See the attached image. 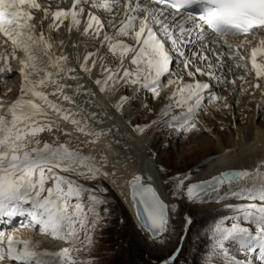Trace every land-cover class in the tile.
<instances>
[{
  "label": "snow or ice",
  "instance_id": "1",
  "mask_svg": "<svg viewBox=\"0 0 264 264\" xmlns=\"http://www.w3.org/2000/svg\"><path fill=\"white\" fill-rule=\"evenodd\" d=\"M197 6L201 10L198 19L211 30V35L223 40L229 51L216 53L215 49H210L218 62L213 64L208 56L192 50L199 60L207 61L208 69L195 67L193 72L190 67L193 66L192 60L186 55L185 48L192 43L188 23L197 19L189 10ZM90 9H102L110 18L107 22L102 21ZM85 14L82 34L100 40L101 47L108 48L113 56L118 55L120 59V65L112 69L104 65L103 57H99L104 79H95L94 83L100 92L108 88L109 82L114 87L123 81L129 85L139 83L142 88H150L154 95L159 96L161 78L170 73L174 63L172 53H175L187 75L193 78L199 74L220 84L235 85L237 79L247 82V75L254 73L256 83L251 87L261 90L264 96L261 84L264 81V37L259 39L258 46L251 48L249 56L240 51L251 44L252 41L248 39L250 35L255 38L264 33V0H72L71 8L57 6L55 11H52L50 4L45 6L40 0H0V37L4 38V43L11 44V52L0 54V60L5 62V67L0 69V83L6 82L3 73L11 70L8 61L15 59L17 52L22 54L20 97L10 104L0 99V217H7L11 221L26 215L30 218L29 222L22 226H38L42 234L71 245L57 252H41L38 251V243L27 239L17 240L12 236L5 238V234L0 231V264L5 260L15 261L16 264H77L71 253L80 250L76 248L80 232L84 233V242L90 248L93 243L91 233L105 218L98 211V206L107 201L95 195V189H87L60 173H75L88 179L107 178L109 173H102L95 166L94 157L83 155L79 149H72L69 143L56 140L42 143L39 139L41 133L59 131V124L50 117V112L59 120L73 125L83 135H95L97 138L103 135L102 132L87 131L89 124L76 118L80 115L79 105L77 110H73L50 99L58 96L62 101L74 104L73 97L65 92L66 88L72 86L63 81L79 80L80 77L72 75L77 69L68 65L69 58L62 51L65 46L59 45L61 51L53 50L57 46L45 35L44 21L48 20L47 31L58 32L65 21L69 22V32L73 29L81 31V18ZM106 28L113 29L111 35L105 31ZM210 34L202 32L197 39L207 41ZM228 36H243L245 39L235 45L233 50V45L225 39ZM119 37H127L134 44L119 40ZM165 41L170 43L171 48H166ZM211 42L217 43V40ZM95 56L97 53L88 52L82 61H78L79 70L89 78L97 67V60L93 58ZM129 56L130 64L136 66L134 72L124 68V60ZM225 57L233 60L238 57L234 66L243 68L245 75L228 81L222 72L217 73V68L223 69ZM34 76L37 77L35 80L32 79ZM180 80L182 77L170 83L178 85ZM49 85L53 86V90L43 91ZM210 87L209 83L200 81L178 86L169 98L175 100V105H167L162 115L169 116L174 106L185 111L179 116L172 115L170 126L184 130H187L185 125L195 127L191 122L204 99L202 93ZM73 93L95 95L84 84H77ZM177 96L179 99H175ZM127 99L126 96L120 98V102L115 105L117 111L122 109ZM209 99L215 101L221 97L210 94ZM91 115L94 119L96 114ZM135 130L142 132L144 129L136 126ZM64 135L70 136L71 133L65 131ZM188 179H191L190 175L173 178L174 194L185 189V180ZM49 181L51 186L46 187ZM225 185L230 192L261 203L237 209L239 215L233 218L236 222L231 227H222L221 224L215 226L217 254L229 257L226 245L235 243L246 252L258 253L260 264H264V162L252 170H228L211 180L188 185L187 197L189 201L196 202L200 200L201 193L208 190L217 192ZM127 186L132 201L137 204L138 217L142 207L143 223L153 237L166 232L167 205L155 189L145 185L139 174L127 181ZM85 193H88L87 204L84 202ZM73 199L75 203H72ZM24 205L30 207L25 209ZM241 219L252 225L254 231L253 228L241 226ZM186 220L191 223L190 219ZM176 255L174 253L169 257L165 264H174ZM228 264L250 262L230 258Z\"/></svg>",
  "mask_w": 264,
  "mask_h": 264
},
{
  "label": "bare ground",
  "instance_id": "2",
  "mask_svg": "<svg viewBox=\"0 0 264 264\" xmlns=\"http://www.w3.org/2000/svg\"><path fill=\"white\" fill-rule=\"evenodd\" d=\"M67 1L70 2V0H40L41 3L45 4V6L50 4L52 7V11H55L57 9V6L62 8ZM109 18H110L109 14L107 13L106 20H108ZM119 18L120 17H118L117 20H119ZM81 19H82L81 31H77L73 29L71 32H69L67 28L69 23L68 21H65V24L60 27L58 32L47 31L48 20L44 21L45 35L50 37L53 44L57 46L53 50L61 51L59 45L63 44L65 47L62 49V51L63 54L67 55L69 58L68 65L75 67L77 69V72L72 73V75H78L80 77L79 80L63 81L64 83H67L68 85L72 86L66 88L65 92L66 94L73 97L75 101L74 104H68L67 102L62 101L58 96L50 97V99H52L58 104H63V106L66 108H71L73 110H77V105H79L80 115L77 116L76 118L82 119V123L86 122L89 124V128L87 129V131H90L92 133L102 132L103 135H101L99 138H97L95 135H88V136L83 135L80 132H77L73 125L63 120H59L54 113L50 112L49 113L50 117L54 120H57L59 124V131L54 130L53 133H48V132L41 133L39 134V139L42 141V143L52 142L53 140L69 143L72 149H79L82 151L83 155L94 157L95 166L99 167L102 173L103 172L109 173L107 178L101 176L96 179L101 180L103 185L109 186L110 189L115 194V196L124 204L128 214L130 215L131 219L137 226L139 230L138 232L142 233L145 236H148L152 240H157L156 238L150 237L149 233L146 232L141 227L139 222L136 220L132 209V204L128 197L127 181H129L135 174L141 175L143 177L144 182L151 184L160 193L163 200L166 203H168L169 199L167 198L166 194L163 193L162 190L163 183L160 177L161 175L158 166L153 160L150 159V156L148 155L149 149L152 146L150 145L152 142L151 140L155 141V137H158V135H160L164 131L169 130V127L171 126L168 127L167 122L170 121L172 115L179 116L182 112L185 111L184 108H179L174 106L169 116L162 115V111L165 109L167 105L169 104L175 105V100L169 98L172 96V93L176 91V88L178 86L183 87L189 83H195L196 81L203 82L206 79H209V77L201 76L199 74H196L195 78L187 76V72L183 68L182 64L179 62V65L178 66L176 65L178 61V59L176 58L174 65L171 66L170 73L161 78L160 84L162 86L158 89L159 92L161 91L159 96L154 95V93L151 91L150 88H142L139 83L129 85L124 83L123 81H121V83L119 84H116L114 87L111 85V82H109L108 88L104 92H100L99 87L94 83V80L104 79V76L101 74V69L99 67L101 63L99 57H102V55L98 53L100 49L103 50V47H101L100 40L93 39L91 35L86 36L82 34V28L86 20V14ZM38 31H39V27H38ZM105 31L109 35H111L113 29L106 28ZM102 37L103 34H101V39ZM118 39L123 40L126 43L134 44V41L128 40L127 37H119ZM211 41L212 40H208L207 42L211 44L212 43ZM238 41H240V39H238ZM115 42L116 41H113V43ZM252 42L251 44L246 45L244 47L245 49L243 50L242 53L245 56H249L251 48L256 46V44L255 43L253 44ZM73 45L76 46L74 47ZM88 45H90L91 47L95 45L98 48V50L94 52L97 53V56L93 57L94 59L97 60V67L93 69L91 78H89V76L86 73L81 72L79 70V63H78V61H82L83 57L89 52ZM192 45H193V40L192 43L187 45L186 47V52L189 53V58L192 60L193 66H190L191 70L195 72V67H200V68H204L205 70H208L206 67L207 61H201L197 58V56H194L192 54V50H194ZM104 48L108 50V48L106 47ZM210 49H215L216 53H220L218 48H213V47H209V49L206 50V53L213 54V52ZM6 51L11 52L3 48L2 54L5 53ZM224 51L227 52L229 51V49ZM199 53L202 54V52ZM107 54L114 58V62L113 65L111 66L108 65L106 67L116 69L120 65V59L118 55L113 56L109 52V50ZM130 59L131 56H129L124 60V68H127L130 71L134 72L136 70V66L130 64ZM224 59H225L224 67L228 69L226 71L228 75L223 74V76L228 81H231L236 77L245 75L244 69L236 68L234 66L239 59L238 57L235 60L229 59L228 57ZM14 61L16 62V59H14ZM211 62L213 64H217V61H215L214 59H212ZM17 63L19 64V67H17L15 71L17 74H19L21 69L20 60H17ZM180 65L183 71H181L178 68ZM229 69H231V71H229ZM14 73L15 72H12V75ZM10 75L11 74H8L7 72V74H5V77L8 78ZM181 77L182 80H180L178 85L176 83H170L173 81H177L178 78ZM14 78L15 80H13L11 88L8 87L3 88V92L2 94H0V99L1 97L2 98L20 97V91H19L20 89L18 90V87L21 86L22 77L21 79H19L14 75ZM32 78L36 79L37 77L34 76ZM211 81L212 83H215V85L212 86L208 92L202 93V95L204 96L203 99L204 102L197 110L195 116H197L199 110L203 109L204 106L206 107L207 104L209 107L206 108L211 110V112L209 110L210 113H208L207 115L208 118L210 116L213 117L212 115H214L215 110L216 111L219 110L218 114L221 115L223 114L222 109L225 106L221 108V102H219V100L216 102V100L213 101L209 99V95L214 94L220 96L221 100H225L224 98H226L228 101L230 100L231 101V102L229 101L230 104L233 101L237 103L238 101L241 100L242 104L240 106L238 105L237 107L239 108V110L246 113L245 118H243V120L245 119L247 121V127L245 128V126H243L244 128L242 127L238 128L236 127V125H233L234 128L236 127L235 132L231 133L225 139L223 138V136L218 137V143L217 145L214 146L212 154L210 153L211 156H213L212 160L206 165V167L201 172L196 173L192 182L207 180L214 176H217L221 172L228 170H242L248 168L255 169L258 164L264 162V124L258 123L259 121L257 122V120L261 117L260 114L264 111V96L261 95V90H257L251 87L252 84L256 83L255 74L252 73L250 75H247V82L237 79L235 85H233L232 83L220 84L216 80H211ZM77 84H84L85 87L89 91L95 93V95L93 96H87L83 94L74 95L73 88ZM261 84H262V88H264L262 81ZM126 85L130 87L129 89L133 94H140V93L142 94L143 92L144 93L146 92V95L148 94L147 96L149 98L153 97L158 101L159 100L163 101V104L158 103V106H160L161 109L160 110L158 109L155 118L151 120L152 122L150 124L145 125L147 127L145 126L141 127L144 129L142 132H135V130L129 125V110L131 106V97H127L128 99L126 102H124L123 107L120 111H117L115 107V105H117L120 102V98L123 97L125 93L123 89ZM223 87L226 88V91L221 90ZM52 90H53L52 85H49L48 87L43 89V91L45 92H51ZM28 98L30 97H26V99ZM250 98L251 99L253 98V101H251L250 104H248L247 100ZM175 99H179V96H177ZM16 100H14L13 102H15ZM37 103L40 102L37 101ZM229 106L231 107V105ZM93 113L96 114L94 119L92 118L91 115ZM239 115L238 117H241V115L240 116ZM238 117L235 116L234 118L238 119ZM154 121L155 123H153ZM185 128H187V130L179 129L178 126H176V130L173 128L174 130L169 133L170 138L175 139L177 136L180 137L183 135L186 136L188 140L191 137H195L199 152L201 151L205 152V150H209L211 148L212 146L211 142H209L207 138L202 137L198 133L195 127H192L191 130H189L190 125H185ZM65 131L71 133V135L70 136L64 135ZM180 151L181 153H183L184 147H182ZM242 197L245 196L239 193L230 192L228 186L225 185L221 187L219 191L209 193L208 195L202 197L200 200L196 202L189 201L188 199L186 200L192 203L191 204L192 207H197L198 209L201 208V210H203L206 208L203 207L204 204L208 203L210 200H215V201L238 200L241 199ZM198 204H203V206L200 205H199L200 207L196 206ZM17 224L21 225L22 222L7 224L5 226V232L8 235H10L9 232L10 230H12L13 232L19 234V236L18 237L16 236V238L27 239L33 241L34 243H38L39 244L38 251L42 252L47 250L49 252H57L61 248L68 247L67 243H65L64 241L53 239L49 235L42 234L39 231V229H37V227L35 228V226L31 228H27L26 229L27 231L23 230L18 232V230L14 229L17 226H20ZM34 228L36 229L38 234H35V232H33L34 233L33 235V233H31V231ZM166 233L167 231L165 232V234ZM165 234H162L161 236ZM10 236H12L15 239L14 235H10ZM7 264H16V262L8 261Z\"/></svg>",
  "mask_w": 264,
  "mask_h": 264
},
{
  "label": "rangeland",
  "instance_id": "3",
  "mask_svg": "<svg viewBox=\"0 0 264 264\" xmlns=\"http://www.w3.org/2000/svg\"><path fill=\"white\" fill-rule=\"evenodd\" d=\"M3 48L7 50L4 45L0 44V53ZM97 50L98 48L95 45L92 47L88 45L89 52L94 53ZM106 52L105 48H103L98 53L104 58V65L111 66L113 65L114 58L107 55ZM13 60L10 59L8 61L11 68L8 74L11 75L6 78L5 74L7 72L3 73L4 81L6 82H3L4 84L0 83V94H2L3 88L12 87L13 80H15L14 75L20 78V75L15 71L18 65ZM4 67L5 63L0 69ZM12 72L15 73L12 75ZM20 87H18V90ZM129 88L127 85L124 87L123 91L126 94L124 93L123 96L131 97L129 125L135 130L136 126L144 127L152 122L151 120L155 118L158 109H161L158 103L163 104V101H158L153 97L149 98L148 94L146 95L144 92L142 94H133ZM224 89L226 91V88ZM17 98L1 97L7 103H11ZM224 99L219 100L221 108L225 106V103L231 105V107L228 105L222 109L224 115L218 114L219 110H215L214 115H212L213 117L210 116L208 118L207 115L211 110L206 108L209 107L207 104L206 107L204 106L203 109L199 110L200 114L198 113L197 116L193 117L195 120H192V123L197 124L195 128L198 133L211 142L212 146L209 150L199 152L195 137H191L188 140L183 135L177 136L175 139L170 138L169 133L174 129L176 130V126L169 127V122H167L169 130L155 137V141L151 140L150 145L152 146L149 149L148 155L157 164L160 171L163 183L162 190L169 199L168 207L170 214L167 233L157 240H152L148 236L138 232L139 230L128 214L124 204L115 196L109 186L102 184L101 180L88 179L85 176L80 177V175L78 176L69 172L60 173L87 189H95L94 194L107 201L106 204L98 206V211L105 218L100 221L99 226L91 233L93 243L90 248L84 242V233L80 232V239L76 244V248L80 250H73L71 253L77 264H81V262H84V264H88V262L90 264H165L174 253L177 254L174 264H228L230 258H234L235 255H239L243 251L240 246L236 247L234 243H228L226 246L229 249L230 258H226L222 254L218 255V250L215 249L214 243V228L218 224H221L222 227H231L236 222L233 218L239 215L236 211L237 209L248 204H260L261 202L249 200L246 197L238 200H210L204 206L203 204L196 205L198 207H206L203 210L199 208V210L197 207H192V203L186 200L184 190H180L174 194L175 184L173 178L190 175L191 179L185 180L186 187L188 183L192 182L196 173L201 172L212 160L213 156L211 154L214 146L218 143V137L223 136L225 139L235 132L236 127H247V121L243 120L246 113L237 107L242 104V101L240 100L237 103L233 101L230 104V100L229 102L226 98ZM251 101H253V98L247 100L248 104ZM216 114L219 116L217 117ZM239 114L241 117H238ZM235 116L238 119L234 118ZM260 116L262 120L259 118L257 122L259 121L258 123L264 124V111ZM233 125H236V127L234 128ZM191 128L190 126L189 130ZM135 132L138 131L135 130ZM182 147H184L183 153L180 151ZM252 169L254 168H248V170ZM49 182L46 187L51 186V181ZM87 196L88 193H85L84 202L86 204L88 202ZM75 202L73 199L72 203ZM105 209H107L106 214ZM186 218L190 219L191 223H188ZM239 223L243 227L253 228L252 225L242 219ZM67 245L71 247V245ZM236 258L237 260L241 259L240 256ZM242 259L249 261L250 264H260L258 253L248 252Z\"/></svg>",
  "mask_w": 264,
  "mask_h": 264
},
{
  "label": "water",
  "instance_id": "4",
  "mask_svg": "<svg viewBox=\"0 0 264 264\" xmlns=\"http://www.w3.org/2000/svg\"><path fill=\"white\" fill-rule=\"evenodd\" d=\"M135 175H137V174H135ZM131 179H132V178H131ZM131 179H130V180H131ZM208 180H211V178H210V179H207V180H202V181H208ZM202 181L192 182V183H190V184H188V185H191V184H197V183H200V182H202ZM143 182H144V180H143ZM144 184L147 185V186H151V187H153V186H152L151 184H149V183L144 182ZM153 188H154V187H153ZM154 189H155V188H154ZM220 189H221V188H220ZM155 191L158 193L160 199H161V200L167 205V218H168L167 225H168V223H169V208H168V203H166V202L163 200V198L161 197L160 193H159L156 189H155ZM210 192H213V191L208 190L207 192L201 193V197H203L204 195H206V194H208V193H210ZM184 194H185V196L187 197L186 189L184 190ZM128 197H129V200H130V202H131V204H132V209H133L134 216H135L136 220L139 222V224L141 225V227H142L146 232L149 233L150 237L154 238L153 235H152V232L149 231L148 228H146V226H145L144 223H143V209H142V207L140 208V213H141L140 217H138V215H137V210H138V208H137V204H135V203L132 201V199H131V195H130V189H129V187H128ZM187 199H188V197H187ZM188 200H189V199H188ZM163 234H165V232H164ZM161 235H162V234H161ZM161 235H157L155 238L158 239Z\"/></svg>",
  "mask_w": 264,
  "mask_h": 264
}]
</instances>
